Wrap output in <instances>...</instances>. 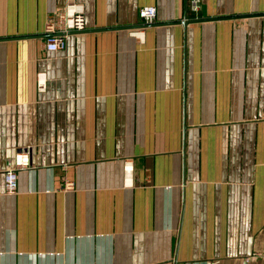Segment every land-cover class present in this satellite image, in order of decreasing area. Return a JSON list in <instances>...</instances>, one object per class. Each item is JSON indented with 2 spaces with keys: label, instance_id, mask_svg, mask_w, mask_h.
<instances>
[{
  "label": "crops",
  "instance_id": "obj_1",
  "mask_svg": "<svg viewBox=\"0 0 264 264\" xmlns=\"http://www.w3.org/2000/svg\"><path fill=\"white\" fill-rule=\"evenodd\" d=\"M192 1L0 0V264H264V0Z\"/></svg>",
  "mask_w": 264,
  "mask_h": 264
},
{
  "label": "built area",
  "instance_id": "obj_2",
  "mask_svg": "<svg viewBox=\"0 0 264 264\" xmlns=\"http://www.w3.org/2000/svg\"><path fill=\"white\" fill-rule=\"evenodd\" d=\"M200 1L191 2L190 11L193 15L200 14ZM140 18L144 25H152L156 19V9L154 7H145L140 10ZM86 30L85 8L75 2L69 3L65 10L57 15L48 18L45 26L46 39L44 48L48 52H60L65 50L67 41L72 34L82 33ZM31 168L30 152L27 149H21L16 152L13 166L5 173V189L8 196H14L18 192V176L20 172ZM64 189L66 191L75 190L73 182H66ZM258 257H264L263 254H257Z\"/></svg>",
  "mask_w": 264,
  "mask_h": 264
}]
</instances>
